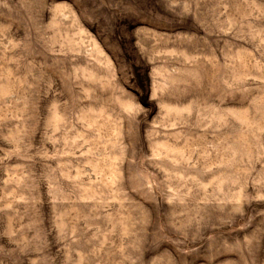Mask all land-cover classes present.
<instances>
[{
  "label": "rangeland",
  "instance_id": "rangeland-1",
  "mask_svg": "<svg viewBox=\"0 0 264 264\" xmlns=\"http://www.w3.org/2000/svg\"><path fill=\"white\" fill-rule=\"evenodd\" d=\"M0 264H264V0H0Z\"/></svg>",
  "mask_w": 264,
  "mask_h": 264
}]
</instances>
